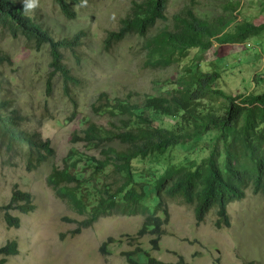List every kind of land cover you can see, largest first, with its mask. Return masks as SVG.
Returning <instances> with one entry per match:
<instances>
[{"label":"rangeland","instance_id":"374dc122","mask_svg":"<svg viewBox=\"0 0 264 264\" xmlns=\"http://www.w3.org/2000/svg\"><path fill=\"white\" fill-rule=\"evenodd\" d=\"M18 1L26 2L29 14L52 30L56 39L71 38L79 31L83 34L78 46L61 50V63L74 81H65L57 72L47 93L46 80L53 70L48 45L36 49L32 42L12 36L0 25V52L10 58V63L0 64V98L7 99V109L16 110L23 118L21 128L49 140L54 150L41 164L30 168L26 147L0 145V206L9 202L15 189L29 193L34 206L27 213L10 211L19 218L18 227L8 226L0 214V247L16 241L19 250L7 256L4 264H129L123 253L137 249L162 264H264V197L250 187L242 200L227 205L230 225L222 228L214 227L215 210L197 224L193 204L169 200V220L162 225L163 233L154 247L150 232L139 233L143 223L140 215L99 216L89 227L73 233L86 214L75 212L47 184L51 169L63 166L70 149L100 157L98 150L87 149L83 142L73 143L72 137L74 133L81 135L89 122L108 128L116 124L114 116L102 111L105 100L98 98L101 93L110 98L131 95L140 103L146 96L169 90L183 72L203 70H217L220 81L216 84L226 93L264 91V30L242 43L214 41L209 49L176 52L171 65L160 67L146 61L145 39L137 35L128 34L109 49L104 48L107 32L119 27L132 0H81L74 6L73 18L65 17L55 0ZM224 1L199 0L194 11L202 18L221 16L228 26L236 21L264 22V0H236L239 8L235 20L222 10ZM184 4L186 0H169L166 22H157L147 38L154 40L165 24L171 28L173 14ZM225 29L218 35L220 40L227 37ZM213 104L221 106L222 101ZM154 118L163 127L173 123L163 115ZM221 148L212 131L186 147L175 145L134 164L148 176L178 163L198 162L202 171L211 151ZM110 237L114 241L107 244V253H102L100 246Z\"/></svg>","mask_w":264,"mask_h":264},{"label":"trees","instance_id":"16d2710c","mask_svg":"<svg viewBox=\"0 0 264 264\" xmlns=\"http://www.w3.org/2000/svg\"><path fill=\"white\" fill-rule=\"evenodd\" d=\"M80 1L55 0L67 18L75 16L74 6ZM168 1L132 0L119 27L107 32L104 48L109 49L112 43L134 34L145 39L146 61L167 67L173 63L176 52L209 49L214 41L242 43L264 30V22L255 25L245 20L228 26L221 16L202 18L194 11L199 0H186L173 14L171 28L165 24L154 40L151 36L147 38L157 22H166ZM222 8L235 20L239 1H224ZM0 25L12 36H23L36 49L48 45L53 70L46 80L47 93L51 91V77L57 72L65 81H74L61 63V50L78 46L83 31L71 38L56 39L52 30L29 14L28 4L18 0H0ZM224 29L227 37L220 40L218 35ZM9 61V56L0 52V64ZM219 81L217 70L190 71L183 72L163 94L146 96L140 103L133 101L131 95L124 98L99 95V99L105 100L101 105L103 113L114 116L116 124L108 128L89 122L81 135L73 134L72 142H83L87 149L98 150L100 157L70 149L63 166L53 167L47 177L48 186L59 199L69 203L78 214H86L73 233L89 227L99 216L140 215L143 223L139 233L150 232L154 236L151 243L156 247L163 233L162 225L169 220L167 202L171 199L193 204L197 224L210 210H215L214 227L222 228L230 225L227 205L242 200L248 187L264 197V91L226 93L217 86ZM219 99L222 104L215 107L213 103ZM8 104L7 99L0 98V145L26 147L29 167L34 168L54 150L49 140L21 128L19 122L23 118L16 110H8ZM157 114L172 118L173 123L168 127L158 125L154 118ZM212 131L222 148L211 151L202 171L198 162L178 163L168 164L163 172L148 176L134 164L151 154H163L175 145L186 147ZM33 208L30 194L15 189L9 202L0 206V214L3 213L8 226L18 227L19 218L10 211L27 213ZM113 241L108 238L100 251L107 253L106 246ZM18 251L16 241L1 246L0 264ZM123 255L129 264H162L139 249Z\"/></svg>","mask_w":264,"mask_h":264}]
</instances>
